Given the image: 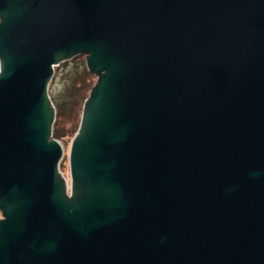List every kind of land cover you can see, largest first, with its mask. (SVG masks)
Instances as JSON below:
<instances>
[{"label":"water","instance_id":"obj_1","mask_svg":"<svg viewBox=\"0 0 264 264\" xmlns=\"http://www.w3.org/2000/svg\"><path fill=\"white\" fill-rule=\"evenodd\" d=\"M0 216V264H264V0H0Z\"/></svg>","mask_w":264,"mask_h":264},{"label":"rangeland","instance_id":"obj_2","mask_svg":"<svg viewBox=\"0 0 264 264\" xmlns=\"http://www.w3.org/2000/svg\"><path fill=\"white\" fill-rule=\"evenodd\" d=\"M83 70L85 71V74L82 73ZM94 81L95 76L86 70L84 56L82 55L54 67V74L51 81L49 82L48 92L56 110L53 129L55 127V123L57 120H59L60 124H57L55 128L58 132H60L61 136L57 140L60 142L63 148V156L59 162V167L62 174L67 179L69 175L68 151L71 139L73 137L70 133V128L74 124V122L73 124L69 123L68 119L66 118L74 113L73 104L71 102V100H73V96L70 92V84L72 85L73 83H76L75 86L80 87L82 86V83H86L90 85L91 88ZM80 114L81 111L79 112L78 120H76V125L79 123Z\"/></svg>","mask_w":264,"mask_h":264},{"label":"trees","instance_id":"obj_3","mask_svg":"<svg viewBox=\"0 0 264 264\" xmlns=\"http://www.w3.org/2000/svg\"><path fill=\"white\" fill-rule=\"evenodd\" d=\"M82 73L85 74V71L83 70ZM75 84L74 83L72 85L70 84V86H71L70 92H71V95L73 96V100H71V102L73 104V109H74L73 112L74 113L69 115L68 116L69 118L66 117L68 119L69 123L73 124V122H74V124L70 128L71 129L70 133L72 134V136L74 135V133L78 127V124L76 125V120H78V118H79L78 116H79V112L81 111L82 103H83L84 99L87 97L88 91L90 89V85H88L86 83H82V86H80V87L75 86ZM57 124L58 125L60 124L59 120H57V122L55 123V127ZM55 127L53 129V137L58 139L61 135H60V132H58Z\"/></svg>","mask_w":264,"mask_h":264},{"label":"bare ground","instance_id":"obj_4","mask_svg":"<svg viewBox=\"0 0 264 264\" xmlns=\"http://www.w3.org/2000/svg\"><path fill=\"white\" fill-rule=\"evenodd\" d=\"M64 63V62H63ZM85 64V61H84ZM86 67V66H85ZM87 70V69H86ZM93 75V74H92ZM95 76V75H94ZM95 80H96V76H95ZM95 82V81H94ZM94 84V83H93ZM92 87V86H91ZM90 90V89H89ZM89 92V91H88ZM88 95V94H87ZM54 138V137H53ZM56 139V138H55ZM57 140V139H56Z\"/></svg>","mask_w":264,"mask_h":264},{"label":"flooded vegetation","instance_id":"obj_5","mask_svg":"<svg viewBox=\"0 0 264 264\" xmlns=\"http://www.w3.org/2000/svg\"><path fill=\"white\" fill-rule=\"evenodd\" d=\"M0 219H2V217L0 216Z\"/></svg>","mask_w":264,"mask_h":264}]
</instances>
